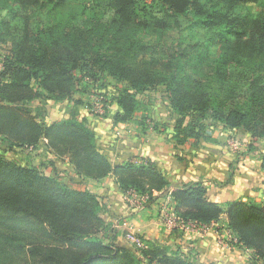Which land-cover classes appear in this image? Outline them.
I'll return each instance as SVG.
<instances>
[{
    "label": "trees",
    "instance_id": "1",
    "mask_svg": "<svg viewBox=\"0 0 264 264\" xmlns=\"http://www.w3.org/2000/svg\"><path fill=\"white\" fill-rule=\"evenodd\" d=\"M142 1L0 0V140L32 151L44 140L80 181L113 176L123 194L152 202L169 188L153 163L113 166L84 120L43 126L30 104L81 105V83L107 78L119 86L115 125L133 123L136 98L162 89L175 147L207 140L206 122L264 139V0ZM168 128L152 123L159 134ZM55 174L0 156V264H199L142 237L143 249L121 245L98 197ZM206 192L201 183L177 187L175 215L200 227L225 216L230 246L264 264V202L221 206Z\"/></svg>",
    "mask_w": 264,
    "mask_h": 264
},
{
    "label": "crops",
    "instance_id": "2",
    "mask_svg": "<svg viewBox=\"0 0 264 264\" xmlns=\"http://www.w3.org/2000/svg\"><path fill=\"white\" fill-rule=\"evenodd\" d=\"M154 122L166 124L169 127L166 133L159 134L145 125L147 130L138 132L133 129L132 123L115 125L111 118L107 126L118 132L117 137L114 132L101 130L95 139L97 148L113 166L135 159L149 160L168 182L167 191L155 194L150 205L134 212L126 205L123 192L113 176L100 182H82L83 186H78L80 190H87L98 197L104 206L102 219L105 222L114 225L127 222L144 240L156 241L172 251L178 250L199 264H253L249 251L218 243L217 239L226 233L225 216L218 223L193 230L188 227L169 229L161 216L167 209L173 211L170 197L173 190L198 183L206 188L207 200L221 206L234 201H258L259 194L264 192V182H260L261 178L264 179V172L260 170V156L239 159L229 151L226 141L218 146L214 142L200 141L192 151L187 146L175 147L171 140L173 120L167 123ZM129 133L132 136H124ZM231 133L233 131L222 132L221 137L226 138ZM44 146L43 140L38 148ZM47 154L51 165L58 168L57 171L62 174L66 171L70 176H75L67 160H58L50 151ZM51 175L54 176V173L51 172ZM117 242L124 244L121 236L117 237Z\"/></svg>",
    "mask_w": 264,
    "mask_h": 264
},
{
    "label": "rangeland",
    "instance_id": "3",
    "mask_svg": "<svg viewBox=\"0 0 264 264\" xmlns=\"http://www.w3.org/2000/svg\"><path fill=\"white\" fill-rule=\"evenodd\" d=\"M151 1L152 0H143L142 2L146 5L151 3ZM257 10L258 9L255 7H252L251 9L253 13ZM117 87L119 88V86L107 78H104L97 83L83 82L80 85L82 93L77 95V99L81 100V105L74 106L73 104L67 102L55 104L53 102L35 101L30 104V108L34 115L38 118V122L43 126L67 120L70 118L71 114H74L78 120L85 121L86 128L94 136L97 137V132L106 130L107 132H114L113 134L117 137L118 132L108 128L109 121L111 120L110 116L116 110L114 103H112V99L117 94ZM136 100L137 111L134 115V122L132 123L133 129L136 131L143 133L147 130L144 128V125L150 128L152 127L154 120L161 123H167L168 121L173 120L167 111V101L165 100L162 89H157V91H151L143 95H139ZM210 124V122H206V125H208L206 133L209 138L205 141L201 140L202 142H214V144L218 146L221 142L226 141L229 151L236 155L237 158L239 157V159L242 157L249 158L264 155V139L256 141L251 140L247 134L234 131L231 134H227L226 138L223 136L221 137L223 132L221 127L217 125L210 126ZM124 131L125 130H123L122 133ZM127 135L132 136L130 133L124 134V136ZM193 142L194 141L191 140L189 144ZM233 146L236 147V150H233ZM187 147L191 148V151L195 149L194 147H190V145H187ZM0 156L21 167H35L47 177H52L51 172L56 173L57 175L60 174L58 177L61 178V182L65 183V185L70 188L78 190L81 189V187H78L79 185L83 186V184H81L82 181L75 176H70V174H67L66 171L62 174L59 170L57 171L58 168L55 169L52 165H50L49 155L43 147L38 148L35 151L9 149L8 145L0 140ZM261 181L264 182V179L261 178L260 182ZM257 200L264 202V192L263 194H259ZM102 215L103 212L101 217ZM129 227L135 232L131 226ZM119 234V236H121L122 243H124L123 245L131 248L125 241L122 232L119 231Z\"/></svg>",
    "mask_w": 264,
    "mask_h": 264
},
{
    "label": "built area",
    "instance_id": "4",
    "mask_svg": "<svg viewBox=\"0 0 264 264\" xmlns=\"http://www.w3.org/2000/svg\"><path fill=\"white\" fill-rule=\"evenodd\" d=\"M233 150H236V147L233 146ZM123 199L126 205L130 210L134 212H139L142 209H145L148 205L151 204L149 197L147 196H139L134 192H127L123 194ZM162 222L169 228H181L184 229L188 227L193 230L196 229V224L193 223H184L181 219H179L175 213L171 209H167L162 214ZM117 230H120L124 236L125 241L129 244V246L133 249H143L144 243L139 235H137L131 228L128 226L126 222L118 223L115 225ZM204 228V227H201ZM219 244L229 247L230 243H236V240L230 236L228 232L224 233L222 237L217 239Z\"/></svg>",
    "mask_w": 264,
    "mask_h": 264
}]
</instances>
